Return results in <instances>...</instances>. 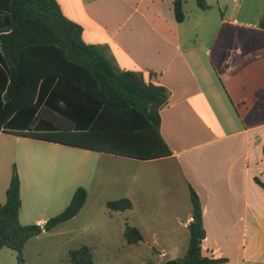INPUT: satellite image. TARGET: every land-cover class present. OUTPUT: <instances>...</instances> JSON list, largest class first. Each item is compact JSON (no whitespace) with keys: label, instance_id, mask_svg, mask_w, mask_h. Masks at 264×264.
I'll use <instances>...</instances> for the list:
<instances>
[{"label":"crops","instance_id":"obj_1","mask_svg":"<svg viewBox=\"0 0 264 264\" xmlns=\"http://www.w3.org/2000/svg\"><path fill=\"white\" fill-rule=\"evenodd\" d=\"M56 1L82 27L86 44L103 46L118 69L141 72L168 90L160 133L172 156L152 161L176 162L187 189L198 195L203 255L226 259L222 264H264V189L255 180L264 184V30L258 27L264 0H206L209 8L195 11L196 25L185 30L190 16L177 23L173 0ZM24 127L13 116L0 126V204L16 169L9 138L49 145L50 152L63 146L115 156L16 134ZM31 131L46 128L35 123ZM42 162L35 166L29 154L24 166L44 180L62 168L60 155Z\"/></svg>","mask_w":264,"mask_h":264},{"label":"trees","instance_id":"obj_2","mask_svg":"<svg viewBox=\"0 0 264 264\" xmlns=\"http://www.w3.org/2000/svg\"><path fill=\"white\" fill-rule=\"evenodd\" d=\"M183 3L173 0L177 23L186 19ZM195 3L200 10L209 8L206 0ZM258 27L264 30V11ZM0 78L4 101L0 126L13 116L14 124L27 129L16 132L20 136L141 161L172 156L160 133V110L168 102V90L141 72L118 69L103 46L86 44L82 27L62 14L56 0H0ZM35 123L46 131L32 132ZM188 189L192 221L187 226V248L182 257L161 264L225 263L224 258L203 255L201 205L196 192L189 185ZM86 199V189L79 187L64 210L45 224L23 225L20 179L13 168L0 204V250L14 251L18 264H26L27 241L74 218ZM105 205L124 212L133 203L121 198ZM125 238L133 244L143 235L126 222ZM68 259L70 264H92L91 249L83 245L70 250Z\"/></svg>","mask_w":264,"mask_h":264},{"label":"rangeland","instance_id":"obj_3","mask_svg":"<svg viewBox=\"0 0 264 264\" xmlns=\"http://www.w3.org/2000/svg\"><path fill=\"white\" fill-rule=\"evenodd\" d=\"M183 1L190 16L185 30L196 25L198 7L195 0ZM47 146L9 138V153L24 187L20 223H45L64 210L79 187L86 189L87 199L74 218L27 241L26 264H70L68 252L83 245L91 249L92 264H161L183 256L187 248L183 223L191 204L176 162L136 161L63 146L50 152L44 149ZM29 154L41 167L44 156L60 155L62 168L45 180L32 177L24 166ZM121 198L131 200L130 210L113 212L106 207V202ZM126 222L142 233L140 242L128 243ZM0 264H18L16 253L2 248Z\"/></svg>","mask_w":264,"mask_h":264}]
</instances>
